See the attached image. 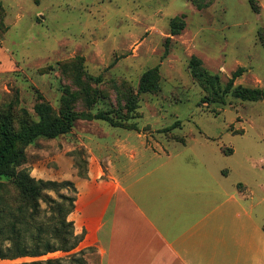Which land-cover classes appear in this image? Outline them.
Returning <instances> with one entry per match:
<instances>
[{"label":"rangeland","instance_id":"obj_1","mask_svg":"<svg viewBox=\"0 0 264 264\" xmlns=\"http://www.w3.org/2000/svg\"><path fill=\"white\" fill-rule=\"evenodd\" d=\"M176 19L185 27L174 36ZM194 56L220 77L222 89L239 68L245 72L235 87L264 89V0H0V126L8 121L18 130L38 121L41 100L60 114L68 90L75 125L26 149L32 177L64 182L72 168L57 166V157L73 160L79 175L93 156L106 169L109 162L123 167L183 151V159L205 162L214 174L228 172V195L247 185L246 196L259 203L254 211L264 215V100L211 99L192 77ZM156 67L160 91L138 96L141 77ZM134 97L139 108L129 112ZM154 159L147 164L163 161ZM45 194L58 199L54 191ZM11 199L15 204L14 189ZM40 206L50 211V202ZM80 251L0 264L73 253L87 260L93 252Z\"/></svg>","mask_w":264,"mask_h":264},{"label":"crops","instance_id":"obj_2","mask_svg":"<svg viewBox=\"0 0 264 264\" xmlns=\"http://www.w3.org/2000/svg\"><path fill=\"white\" fill-rule=\"evenodd\" d=\"M183 153L106 169L93 156L85 178L73 160L54 159L72 168L63 178L77 189L69 220L83 236L78 249L93 251L87 264H264V215L249 187L228 195V172ZM154 158L163 161L147 164Z\"/></svg>","mask_w":264,"mask_h":264},{"label":"trees","instance_id":"obj_3","mask_svg":"<svg viewBox=\"0 0 264 264\" xmlns=\"http://www.w3.org/2000/svg\"><path fill=\"white\" fill-rule=\"evenodd\" d=\"M172 35L177 36L184 29V23L177 26ZM177 26V28L175 27ZM189 67L194 80L203 85L208 97L215 100L231 94L243 101L264 100V89L235 87V82L244 72L239 68L232 74L225 89H222L220 77L211 74L202 67L197 57H192ZM158 67L146 71L140 80L138 96L146 93L159 92ZM63 97L64 110L57 114L53 108L41 100L35 107L38 121H26L18 130H14L8 121L0 126V259L16 260L20 258H38L55 252L71 253L76 250L83 236L75 234L74 223L69 220L75 210L77 189L70 181L37 180L32 177L27 163L26 149L38 139L52 140L68 134L75 125V113L68 94ZM42 99V98H41ZM139 108L138 97L131 98L127 110L134 112ZM98 119L110 120L105 114L96 116ZM79 176L87 177V168ZM68 188L72 195L59 193L60 189ZM15 190V204L12 203L11 190ZM46 191L57 193L58 199L48 198ZM18 194V195H16ZM40 200L50 202L48 213L40 206ZM85 250H81L83 253ZM87 264L86 258H78V253L68 259H47L23 264Z\"/></svg>","mask_w":264,"mask_h":264}]
</instances>
